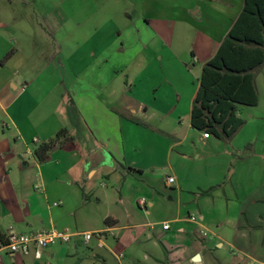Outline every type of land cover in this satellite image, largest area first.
Returning <instances> with one entry per match:
<instances>
[{
  "label": "crops",
  "instance_id": "0c3cea01",
  "mask_svg": "<svg viewBox=\"0 0 264 264\" xmlns=\"http://www.w3.org/2000/svg\"><path fill=\"white\" fill-rule=\"evenodd\" d=\"M37 1L30 4L37 3L44 23H36L34 30L18 17L11 18L0 11V234L6 237L10 230L21 234L55 230L72 238L42 250L40 258L35 251L28 256L6 255L0 264H164V260L168 264H226L216 256L217 249H231L235 254L232 256L240 254L243 258L239 257L237 264H245L244 260L249 264H264V258L252 253L255 244L252 241H248V246L237 245L226 239L221 228L214 239L208 237L209 227L224 220L222 201L217 197L219 192L211 196L200 193L219 184L201 186L203 173L193 163H183L182 176L170 164L167 178L174 177L176 181L174 184L166 181L163 189L170 201L176 199L178 215H184L183 218L132 226L125 224L122 216L124 204L132 199L133 190L138 189L134 181L144 180L147 169L159 165L158 155L165 152L171 162L174 158H185L190 151L188 132L182 134L184 115L188 129L195 130L200 140L206 143L212 139V136L204 138L205 133L191 125L200 80L191 90L186 79L180 80V70L179 74L167 70L171 56L179 60L182 68H187V63H183L186 53L178 54L172 48L177 37L180 40L191 35L194 27L191 16L202 11L197 0L170 5H163L162 0H135V9L141 4L142 11L133 26L136 33H126L131 39L121 32L116 36L119 27L114 14L113 18L110 16L113 6V12L118 15L116 0L103 4L89 0L90 9L80 0H62L68 7L58 5L46 12L43 10L46 2ZM232 6L230 2L223 9L227 17L222 22L227 24H222L224 30L219 37L215 36L213 24L196 27L199 35L195 38L200 44L193 43L190 62L201 64V72L240 16L244 0L239 10ZM196 8L200 10L191 13ZM127 19L132 21L131 16ZM140 19L146 33L137 27ZM119 39L121 47L117 49ZM32 41H41L43 53H39L37 43ZM136 41L138 46L134 44ZM133 44L136 50L131 52ZM11 51L13 56L3 62ZM118 51L127 53L125 64L114 70L106 69L111 65L109 56ZM154 120L160 122L155 125ZM63 129L74 138L75 147L55 146L51 160L39 163L31 155L30 145L34 143L36 150ZM141 134L147 137L146 141L138 139ZM191 145L197 148L194 141ZM97 153L103 162L93 167L90 159ZM144 156L149 160L147 166L140 160ZM118 165L124 172L128 168L133 171L125 173L117 185L120 199L114 204L111 195L104 193L99 198L93 190L102 167L118 171ZM147 189L152 198L149 204L143 208L140 200L137 205L149 214L154 199L163 200V194L154 188ZM103 201L114 207L113 212L109 210L103 216L105 228L80 232L83 224L80 214L91 216L90 210L100 207ZM244 210L240 214L245 218ZM190 217L196 221H190ZM107 219L110 225L106 224ZM242 220L235 232L241 238L250 235L253 239L255 231L249 232L241 226ZM167 222L171 229L165 231L163 225ZM262 222L264 217L260 216L254 226ZM226 223L222 222L221 227ZM148 226L151 228L148 231L132 233ZM89 232H106L107 236L87 243L80 235ZM134 234L139 238L135 239ZM145 240L153 241L156 247L164 246L168 251L166 259L161 252L153 256L136 254L144 247ZM197 254L201 255L199 263L193 261ZM228 264L236 262L232 259Z\"/></svg>",
  "mask_w": 264,
  "mask_h": 264
},
{
  "label": "rangeland",
  "instance_id": "374dc122",
  "mask_svg": "<svg viewBox=\"0 0 264 264\" xmlns=\"http://www.w3.org/2000/svg\"><path fill=\"white\" fill-rule=\"evenodd\" d=\"M33 1L34 0H0V11L2 12L3 10L8 17H18V19L21 20V23H24L29 29L33 28L34 30L35 27L38 26L36 23L40 22L43 24L44 20L41 18L42 13L37 3L35 5L30 4ZM41 1L46 2V7L43 9L44 12L51 11L58 5L68 7L62 0H38L37 2ZM86 1L80 0V3H85L83 6L89 7V0ZM97 1L103 4L104 2L106 3L107 0ZM116 1L118 3V15H116V12H113L115 9L114 6L110 15L113 18L114 14L119 27L116 36L121 32L127 38H130L129 35L136 33V29L133 26L136 24L135 21L141 16L142 5L139 4L135 9V0H133L134 2L130 0V4H126L121 0ZM178 1H182V3L188 2L185 0H162V4L170 5L173 4V2L178 3ZM196 2L201 6L202 11L196 16H191V20L194 23L191 35L182 36L180 40L177 37L172 48L173 51H176L178 54L186 53L183 63H187V68H182L179 60L172 58L174 56H171L167 68V70L176 74H179L178 71L180 70V80L186 79L191 90L194 89L193 85L198 86L202 73L200 71L201 64L194 65V62H190L192 61L191 53L193 50V43H195V45L200 44L199 40L195 38L196 35L197 37L199 35L196 33V27L201 25L210 26V24H213L215 27V36L219 37L221 30H224L222 24H227L223 23L227 17V15L224 14V7L231 2L233 4V9L239 10L243 5V0H197ZM88 9H90V7ZM197 10L200 9L196 8L194 11H191V13L196 12ZM107 15L109 16V11ZM128 16H131L132 21H128ZM137 27L140 31L146 33L143 27V20L140 21ZM126 37L124 40H127ZM32 42L37 43V49L40 51L39 53H43L42 51H44L45 48L40 46L41 41ZM126 42L128 43V41ZM134 44L138 46L137 41L134 42ZM135 45L134 48L130 50L131 52L136 50ZM120 47L121 42L119 39L117 40V49ZM126 56L127 53L124 54L121 51H118V54L112 52L109 56L111 58L110 68L106 67V69L112 68V70H114L124 65L127 59ZM190 68L193 69L190 70ZM112 74H114V72H112ZM256 85L259 95V105L255 107L244 105L239 106L238 116L245 122V125L230 142L217 140L212 136L211 140H206V143H204V141L200 140V136L195 130L189 128L191 131L189 132L188 122L186 121L187 117L184 115L183 119L185 124L182 128V134L185 135L188 132V142L191 147L190 151L186 152L185 158H182L181 156L179 158H174L171 162H169L165 152L163 155H158L156 161L159 165H156L155 168L147 169V177L144 180L136 179V182L134 181V184L138 189L133 190L132 199H128L122 208V216L125 218V224L142 226L148 223H162L166 220L178 217L183 218L184 215H178L176 199L174 202L170 201L168 194L163 191V189L166 186L165 182L167 181V176L170 174V164L174 171L177 172L176 174L182 176L184 175V172L181 171L183 169V163H193L196 165V169L200 171L201 174L203 173L202 178H204V180L202 181L201 179L199 181L201 186H206L207 184L221 185L218 190L212 193V195L219 192L217 197H220L222 201L223 209L221 215L224 220L214 222L209 227L211 233H207L209 235L208 237L214 239V234L218 232V228H221L222 232L226 234V239L232 242L234 241L237 245L248 246V241L255 243L251 248L252 253L259 259L264 258V223L262 222V225L260 226H254L256 224V219H260V216L264 217V66L256 71ZM183 106L185 107V103ZM159 122V120L152 121L155 125ZM138 139H141L143 142L146 141L147 137L141 134V136L138 135ZM193 141L197 145V148H194L191 145ZM30 147L33 150L31 153L32 155L36 148L35 144L32 143ZM26 157L28 156L26 155ZM25 160L29 161V159ZM140 160L143 161L144 166L149 164L147 156L142 157ZM117 169L119 170L115 171L112 167L108 168V166H103L101 172L95 178L93 190V193L99 198L102 197L104 193L109 196L111 195L114 204L119 202L120 199V191L117 189V185L123 181L124 176H126L125 173L130 174V170L126 169V172H124L125 170L122 166L118 165ZM181 179L183 178L181 177ZM147 187L154 188L155 191L157 190L163 194V200L160 198L157 200L154 199V207L149 208V214L137 205L142 199H146L148 204L152 199H150V190H148ZM93 201H96L95 198H93ZM212 203H214L213 200ZM243 208L245 209L244 211L247 212L245 218L240 214V210L242 212ZM109 210L113 212L114 207L103 201L100 207L90 210L92 214L91 216H86V214L82 212L79 216L80 223H83L82 227H80V232L87 228L104 229L105 225L103 216ZM129 214L132 215L131 218L128 217ZM242 218L241 226H245V229L249 232L255 231L253 239L250 238V235L246 238H241V235H238V233L235 232L237 231L236 226H239V220ZM89 219H92V221H89ZM225 221H227V223L225 227L222 228L221 224ZM150 229L149 226L147 228L134 229L132 230V233L136 232V234H139ZM115 234L116 233H112V236H115ZM136 234L133 236L135 239L139 238V235ZM135 245L138 247L136 243ZM142 245H144V247L138 249V253L136 254H150L153 256L152 254H158L161 252L166 259L167 255L162 245L156 247L154 246L153 241L149 242L147 240H145ZM187 246H189V244ZM223 252L224 255H222ZM232 252L231 249L225 251L220 249L215 250L216 256L222 258L224 263L228 264V261H232V259L236 264L239 263V257L242 256L238 253L236 254L237 256H232L235 255ZM5 256V253L0 254L1 259H5ZM128 256L132 257L131 254H128ZM164 262V264H168L165 260ZM243 262L249 264L247 260H244Z\"/></svg>",
  "mask_w": 264,
  "mask_h": 264
},
{
  "label": "trees",
  "instance_id": "16d2710c",
  "mask_svg": "<svg viewBox=\"0 0 264 264\" xmlns=\"http://www.w3.org/2000/svg\"><path fill=\"white\" fill-rule=\"evenodd\" d=\"M14 54L11 51L3 60ZM264 66V0H244L243 10L216 55L204 66L200 86L193 101L191 125L217 140L230 142L245 122L238 116L239 106H258L256 71ZM55 146L74 148L75 140L66 129L35 150L41 164L51 160ZM133 171V169H128ZM219 185L203 191L211 196ZM110 225V219L106 220ZM0 241L6 237L0 234ZM166 255L167 249L163 246Z\"/></svg>",
  "mask_w": 264,
  "mask_h": 264
},
{
  "label": "built area",
  "instance_id": "2783aa9c",
  "mask_svg": "<svg viewBox=\"0 0 264 264\" xmlns=\"http://www.w3.org/2000/svg\"><path fill=\"white\" fill-rule=\"evenodd\" d=\"M211 136L207 133L204 134V138L208 139ZM174 177H168L167 183L174 184L175 183ZM146 199H142L139 203L141 207L144 208L146 206ZM190 221L195 222V217H190ZM163 229L168 231L171 229L170 223H164ZM107 233L103 232H89L80 235L84 239L85 242H91L92 240L101 241ZM72 238L71 235L61 233L55 230L47 231H38L29 234H21L17 233L13 230H10L9 233L6 235V243L0 241V254L5 253L6 255H24L28 256L33 251H35L37 257H41V251L49 248L52 245H55L59 242L67 243ZM1 263V258H0Z\"/></svg>",
  "mask_w": 264,
  "mask_h": 264
},
{
  "label": "water",
  "instance_id": "95a60500",
  "mask_svg": "<svg viewBox=\"0 0 264 264\" xmlns=\"http://www.w3.org/2000/svg\"><path fill=\"white\" fill-rule=\"evenodd\" d=\"M103 160H102V157H101V154H95L91 157L90 159V163L91 165L94 167V166H97L98 164L102 163ZM193 261L196 262V263H199L201 262V255L200 254H197L194 258H193Z\"/></svg>",
  "mask_w": 264,
  "mask_h": 264
}]
</instances>
